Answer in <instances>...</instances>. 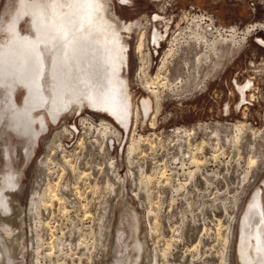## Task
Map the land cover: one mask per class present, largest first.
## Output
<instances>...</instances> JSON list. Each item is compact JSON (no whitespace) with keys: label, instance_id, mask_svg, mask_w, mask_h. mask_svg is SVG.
<instances>
[{"label":"rangeland","instance_id":"rangeland-1","mask_svg":"<svg viewBox=\"0 0 264 264\" xmlns=\"http://www.w3.org/2000/svg\"><path fill=\"white\" fill-rule=\"evenodd\" d=\"M107 4L128 53L122 68L132 103L127 130L84 109L49 125L28 151L27 136L3 113L7 93L0 86V196L11 206L0 207L1 264H264L249 250L255 221L264 243V216L260 222L256 209L259 190L264 208V45L257 41L264 40V0ZM17 5L0 0V24ZM154 14L161 19L150 21ZM24 17L20 29L27 33ZM166 23L168 36L155 49L150 34ZM251 23L257 28L232 50L235 36H247ZM230 26L236 28L231 42H216ZM206 29L210 46L193 43ZM249 78L256 98L240 109L234 80ZM147 81H154L158 101ZM24 93L21 87L15 92L17 103ZM101 120L113 129L104 132ZM239 122L247 127L240 141L233 137ZM252 156L256 162L249 166ZM9 172L15 184L6 181ZM50 189L62 197L64 210L58 200L50 202Z\"/></svg>","mask_w":264,"mask_h":264},{"label":"bare ground","instance_id":"bare-ground-1","mask_svg":"<svg viewBox=\"0 0 264 264\" xmlns=\"http://www.w3.org/2000/svg\"><path fill=\"white\" fill-rule=\"evenodd\" d=\"M107 8V0H18L16 12L11 14L8 21L0 24V31L4 32L3 38L0 39V86L4 87L7 93L4 101L6 110L3 113L11 120L10 127L27 136L28 151L34 149L41 133L48 129L49 125L57 123L65 115L76 111L80 113L84 109L96 111L111 119L119 128L128 129L132 103L127 78L122 74V68L127 64L128 53L125 51L126 45L118 27L108 17ZM24 16H28L29 32L27 33H23L20 29V20ZM254 29L255 25H249L245 30L249 35ZM209 30L194 35L193 43L202 42L209 47L211 42L206 38V32ZM228 31V34L220 35L216 42H231L236 35V28L230 26ZM235 37L238 40L232 42V50L246 36ZM153 84L154 81H147V90L158 101L159 97ZM20 87L25 90L21 104L17 103L15 94ZM141 105L143 111H148L149 98L144 97ZM87 119L82 116L80 122L84 124ZM100 125L103 126L104 132L113 129L108 121L101 120ZM246 128L240 122L235 124L233 137L239 140ZM114 131L117 132L115 127ZM63 132L72 131L69 126H64ZM57 136L56 133L55 137ZM52 143L58 147L61 145L59 140H52ZM128 149L129 152L133 149L132 142ZM192 159V163L198 164L197 159ZM255 162L256 156L249 157V166ZM13 173L9 172L5 179L15 184ZM48 187L51 186L46 188ZM50 191H48L50 202L58 200L59 210H64L62 197L57 196L55 191L51 189ZM258 194L256 209L258 215H261L260 222H263L264 208L260 190ZM6 200L7 196H0V207L2 206L4 210L11 207ZM45 204L44 206H47L49 203ZM38 208L39 206H36V209ZM245 218L244 212L240 222L243 223ZM0 222L3 223V219ZM252 230L249 240L252 260L256 263L258 258L259 262H262L263 233L261 241L258 233L256 236V221ZM240 233L239 240L242 242L244 239L242 236L240 238ZM1 249L0 264L3 254Z\"/></svg>","mask_w":264,"mask_h":264},{"label":"flooded vegetation","instance_id":"flooded-vegetation-1","mask_svg":"<svg viewBox=\"0 0 264 264\" xmlns=\"http://www.w3.org/2000/svg\"><path fill=\"white\" fill-rule=\"evenodd\" d=\"M121 1L124 2L125 0H121ZM107 7H108V4H107ZM107 14H108V9H107ZM108 17L112 20L110 15H108ZM160 19H161V17L158 14H154L152 16V18H150V21H154L155 22V21H158ZM250 25H255V29L257 28L256 27V23H251ZM164 26L165 27H164L163 30L162 29L158 30L157 27H154L152 33L150 34L151 43H152V46L155 49L159 48L160 45L162 44V41H164L167 38V36H168V32H169V28L170 27L168 26L167 23ZM247 26H249V25H247ZM246 27H245V29H246ZM143 35H144V33L141 34V37H140V39H139V41L137 43V46H136L138 52L142 51V46H143V39L142 38H143ZM249 35H247L240 43H238L235 46L234 50H237L239 46H242L244 44L246 38ZM257 41H259L261 44L264 45V40L262 38L258 37ZM239 52H241V50ZM253 72H255V73L259 72V70L255 68L253 70ZM233 88L235 89V92H236L237 96L240 98V102L236 105L240 109H241V106H242L241 104L243 102H245L247 100L252 101V100H254L256 98L255 92L252 91V89H254L256 87L254 86V83H253V81L250 78L246 79V81L244 83H238L237 80H234ZM225 111H226V114H228L229 111H230V107H229L228 103L225 105ZM240 123L242 124V126L246 127V125L244 123H242V122H240Z\"/></svg>","mask_w":264,"mask_h":264}]
</instances>
